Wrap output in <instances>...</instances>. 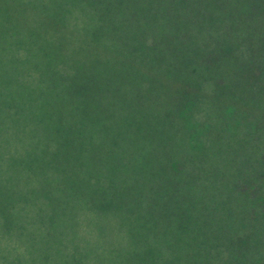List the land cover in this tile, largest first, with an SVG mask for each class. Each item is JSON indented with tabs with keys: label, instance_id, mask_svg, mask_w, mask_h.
I'll return each instance as SVG.
<instances>
[{
	"label": "trees",
	"instance_id": "obj_1",
	"mask_svg": "<svg viewBox=\"0 0 264 264\" xmlns=\"http://www.w3.org/2000/svg\"><path fill=\"white\" fill-rule=\"evenodd\" d=\"M67 2L82 45L55 65L68 105L42 136L54 183L126 229L111 264H264V0ZM60 15H39V51L64 45ZM22 17L0 0V63ZM12 103L0 93V116Z\"/></svg>",
	"mask_w": 264,
	"mask_h": 264
},
{
	"label": "rangeland",
	"instance_id": "obj_2",
	"mask_svg": "<svg viewBox=\"0 0 264 264\" xmlns=\"http://www.w3.org/2000/svg\"><path fill=\"white\" fill-rule=\"evenodd\" d=\"M6 3L14 13L23 15L24 32L23 44L12 43L8 35L1 43L4 52L0 93L13 97L9 109L15 110L18 119L0 116V201L6 199L5 204L15 208L11 217L13 231L6 233L0 221V264L120 262L126 252L124 247L128 246L126 229L118 218H98L84 202L71 199L67 181L60 186L54 183L53 160L46 152L42 136L49 125V115L55 116L59 106L68 105L63 95L57 98V90L53 88L55 65L74 47L82 45L76 34L81 35L85 26V11L80 6L71 9L67 0H6ZM47 13L53 15V22L61 13L65 25L62 31L67 35L61 49L53 42V50L41 52L36 26H40L39 15ZM258 16L264 32V10ZM75 25L71 45L68 34L74 33ZM50 70L53 76L46 75Z\"/></svg>",
	"mask_w": 264,
	"mask_h": 264
}]
</instances>
